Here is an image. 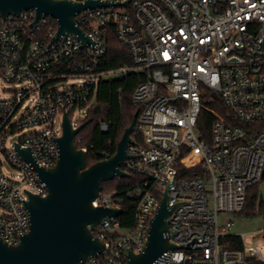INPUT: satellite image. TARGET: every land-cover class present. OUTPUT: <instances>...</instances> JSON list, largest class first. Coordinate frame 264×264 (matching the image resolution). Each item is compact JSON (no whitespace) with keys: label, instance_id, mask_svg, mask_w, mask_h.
I'll return each instance as SVG.
<instances>
[{"label":"built area","instance_id":"1","mask_svg":"<svg viewBox=\"0 0 264 264\" xmlns=\"http://www.w3.org/2000/svg\"><path fill=\"white\" fill-rule=\"evenodd\" d=\"M101 1L113 4L75 17L90 40L84 44L69 32L52 41L57 20L35 21L33 9L0 16V77L14 87L0 97V239L16 245L29 230L28 192L46 195L15 145L29 148L38 166H53L63 113H86L101 78L145 71L132 95L139 106L134 143L121 164L143 178L128 192L138 197L135 224L123 228L118 217H104L93 229L104 248L81 264H125L129 249L140 252L165 190L168 205H175L168 234L181 247L152 264L264 263V222L233 233V222L219 218L223 212L237 214L248 188L263 180L264 0ZM110 29L127 47L130 64L98 71ZM68 78L79 83L66 85ZM213 92L223 113L207 105ZM202 110L214 117L210 142L198 129ZM100 126L107 129L106 123ZM15 131L23 134L11 142ZM185 169L197 170L181 176ZM92 204L120 208L121 199L101 191ZM228 236L241 246L231 248Z\"/></svg>","mask_w":264,"mask_h":264},{"label":"water","instance_id":"2","mask_svg":"<svg viewBox=\"0 0 264 264\" xmlns=\"http://www.w3.org/2000/svg\"><path fill=\"white\" fill-rule=\"evenodd\" d=\"M112 4L101 0H0V16H17L22 10L33 9L35 21L41 16L57 20L52 41L69 32L84 44L90 40L76 23V15L87 8ZM136 115L134 112L115 152L90 165L86 162V150L75 143L77 133L87 122L73 126L66 112L62 115L61 134L56 138L58 156L53 166H38L29 148L15 145L18 155L33 166L44 183L46 195L28 192L24 206L29 214V230L20 236L16 245L0 239V264H81L103 250L104 244L94 237L93 229L104 217H118L120 208L96 207L92 201L102 191L104 182L128 175L121 164L130 158L126 148L134 143ZM174 207L168 205L165 190L150 220L145 246L137 253L129 249L125 264H152L162 253L181 247L168 234L167 218Z\"/></svg>","mask_w":264,"mask_h":264},{"label":"trees","instance_id":"3","mask_svg":"<svg viewBox=\"0 0 264 264\" xmlns=\"http://www.w3.org/2000/svg\"><path fill=\"white\" fill-rule=\"evenodd\" d=\"M130 64V55L126 46L121 44L112 29L106 37V51L100 58L96 70L106 71ZM145 80V71L130 72L126 75L101 78L96 87L95 101L87 107L83 118L77 124L87 122L77 133L75 143L78 148L86 150L87 165L96 160L110 157L116 150V145L129 126L134 112L139 111L132 95L135 87ZM213 101L207 102L212 109L224 112L223 104L216 93H210ZM72 112H69L71 116ZM214 120L212 113L202 110L198 120V129L202 138L210 142L211 124ZM101 123L107 124V129H101ZM264 126V124H263ZM135 138V134H132ZM197 169L182 170L181 176H194ZM142 176L129 173L124 177H114L111 181L103 183L102 192L114 193L121 199L118 220L123 228L135 224V213L138 197L129 196L128 192L142 181ZM264 180V174L263 178ZM264 214V198L258 190V184L248 188L243 208L237 213L240 216H254ZM231 248L241 246L240 240L235 236H228ZM251 264H264L263 262L250 261Z\"/></svg>","mask_w":264,"mask_h":264},{"label":"rangeland","instance_id":"4","mask_svg":"<svg viewBox=\"0 0 264 264\" xmlns=\"http://www.w3.org/2000/svg\"><path fill=\"white\" fill-rule=\"evenodd\" d=\"M66 85H77L79 83V80L77 78H68L66 81H64ZM14 88L11 83L5 82L1 77H0V97H5L10 94V89ZM94 101V98L92 99V102ZM85 113V110L83 109H76L72 112L71 114V121L76 125L77 121L80 118H83ZM23 132L21 131H15L12 135L9 136V141L14 142L16 141ZM11 169V168H9ZM258 190L262 197L264 198V180L260 181L258 184ZM220 222H224L226 220H231L233 222L230 232L233 233H247L250 231H253L260 226H262L264 222V218L262 214H257L254 216H240L237 214H232V213H221L220 214Z\"/></svg>","mask_w":264,"mask_h":264}]
</instances>
